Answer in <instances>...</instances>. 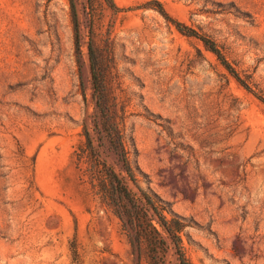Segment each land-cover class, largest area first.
<instances>
[{
  "label": "rangeland",
  "instance_id": "obj_1",
  "mask_svg": "<svg viewBox=\"0 0 264 264\" xmlns=\"http://www.w3.org/2000/svg\"><path fill=\"white\" fill-rule=\"evenodd\" d=\"M93 71L135 180L98 132ZM233 71L264 95V0H0V264H155L99 195L85 129L160 230L159 264L179 254L145 193L186 223L190 264H264V102Z\"/></svg>",
  "mask_w": 264,
  "mask_h": 264
},
{
  "label": "trees",
  "instance_id": "obj_2",
  "mask_svg": "<svg viewBox=\"0 0 264 264\" xmlns=\"http://www.w3.org/2000/svg\"><path fill=\"white\" fill-rule=\"evenodd\" d=\"M155 2H157L159 10L168 18H171L167 14L164 6L159 1ZM171 20H173L178 30L182 33L198 36L197 31L189 29L185 23L175 19ZM201 39L204 41L209 50L218 55L227 68H231L227 59L216 47V43L214 41L205 37H201ZM94 63L93 51L91 48V66L93 70ZM233 74H235L238 80L242 82L248 90L253 92V94L264 102V95L255 91L249 84L243 81L236 71H233ZM93 77L95 84H97V91L99 92V107L103 113V121L101 123L97 122V126L101 125L98 132L102 137L106 136L108 138L109 147L121 158L130 178L135 180V174L126 151L122 127H120V124L112 116L114 110L111 109L108 103H104V89L100 88L101 82L99 81L95 71H93ZM85 135L87 157L91 167L93 168L92 181L97 188L99 195L103 201L119 216V218L123 221L124 226L128 227L129 237L133 247L140 250L142 245L146 244L154 263L159 264L165 253V240L161 236L160 230L149 217L147 209L140 207L138 202L141 201V199L132 196L131 190L124 183L123 179L112 168V166H110L107 161L101 157L100 152L94 145V140L88 129H85ZM143 199L146 201L147 205H150L153 208L159 218L160 226L168 232L169 236L175 243L179 254V264H190L181 246V233L186 227L184 220L177 215H173L171 218H168L165 215L167 203L160 197H151L145 193V197H143Z\"/></svg>",
  "mask_w": 264,
  "mask_h": 264
}]
</instances>
